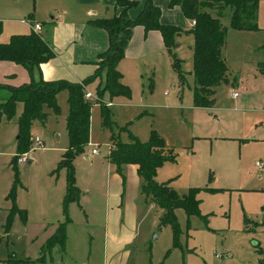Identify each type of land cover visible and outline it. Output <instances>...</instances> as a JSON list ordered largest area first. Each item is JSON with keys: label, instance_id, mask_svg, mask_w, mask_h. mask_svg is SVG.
I'll list each match as a JSON object with an SVG mask.
<instances>
[{"label": "rangeland", "instance_id": "374dc122", "mask_svg": "<svg viewBox=\"0 0 264 264\" xmlns=\"http://www.w3.org/2000/svg\"><path fill=\"white\" fill-rule=\"evenodd\" d=\"M228 13L224 9L220 21L227 26L230 75L215 87L212 107L192 105L193 39L184 32L176 36L174 47L181 59L182 86H177L176 71L163 54L154 57L157 63L148 62L149 67L128 66L121 81L128 94L107 97L109 105L102 99L109 109L107 123L100 117L99 103L91 104L88 143L70 159L76 197L67 201L65 212L61 202L67 169L58 165L66 145L65 90L56 95L59 112H49L43 123L30 125V135L37 134L41 143L36 146L28 138L29 162H16V167L10 163L17 130L11 120L16 121L20 104H15L10 121L0 120V264H109L102 223L117 212L133 230L124 246L130 252L127 264H260L264 171L254 163H264V0H258L256 7L261 28L249 35L231 33ZM6 24L0 19L2 41L8 39ZM8 26L28 31V24L21 22ZM4 73L0 66V77ZM235 75L241 77L242 86L230 83ZM95 86L90 82L86 90L94 95ZM231 89H237L239 96H233ZM150 129L163 139L169 154L156 167L154 180L179 194L197 188L193 212L180 206L173 209L175 227L161 220L160 207L144 200L139 175L137 180L126 167L122 178L107 162L111 133L123 141L130 135L145 140ZM93 146L97 152L90 155ZM11 187L16 206L25 210L24 219L15 211L7 220L10 201L5 195ZM59 222L64 223L63 243L40 252Z\"/></svg>", "mask_w": 264, "mask_h": 264}, {"label": "trees", "instance_id": "16d2710c", "mask_svg": "<svg viewBox=\"0 0 264 264\" xmlns=\"http://www.w3.org/2000/svg\"><path fill=\"white\" fill-rule=\"evenodd\" d=\"M258 0H168V5H178L185 18L193 19L188 28H181L172 23L159 20V7L152 0H143L135 16L127 14L129 7L138 4V0H112L113 5L120 7L110 16H99L87 19V23L102 27L107 33V44L97 54L93 71L78 81L64 78L44 79L39 71V63L53 55L46 39L38 31L30 28L26 32L11 33L6 41H0V59L11 60L21 64L28 72V80L17 85L0 82V118L12 117L15 104L22 106L16 119L15 153L10 163L16 167V155L27 149L30 136V125L33 120L43 122L47 110L59 112L56 93L66 91L67 111L65 115L66 145L58 160V165L66 166L67 177L65 192L62 197V210L65 212L67 201L76 197V188L72 184L70 159L88 143L89 109L93 102L99 103V113L103 123H107L109 109L101 96L128 94V88L120 81L121 73L116 68L117 61L123 56L130 38L132 28L141 25L146 31L157 29L163 45L176 71L178 82L184 81L180 69L181 59L175 55V37L180 32L192 35L191 74L192 105L210 107L214 101L215 86L226 81L227 63L221 54L227 26L220 21L224 9L229 12L228 27L234 29H257L255 14ZM214 10V13L211 12ZM96 79L94 95H84L85 85ZM123 141L117 134L111 133V144L107 159L113 169L121 175L122 166L136 164V172L141 179L140 190L148 202L162 209V221H168L175 227L173 209L183 207L188 212L196 209V187H188L177 193L163 182L153 178L155 169L169 157L164 152L163 139L150 129L147 139L140 140L130 135ZM10 206L7 215L9 220L15 211L25 218V210L16 206L13 187L5 195ZM64 223L59 222L40 246V252L54 243H63ZM264 264V256L259 259Z\"/></svg>", "mask_w": 264, "mask_h": 264}, {"label": "crops", "instance_id": "0c3cea01", "mask_svg": "<svg viewBox=\"0 0 264 264\" xmlns=\"http://www.w3.org/2000/svg\"><path fill=\"white\" fill-rule=\"evenodd\" d=\"M142 1L143 0H138L137 5L129 7L127 9V14L131 17L135 16L142 5ZM152 2L159 7V20L161 22L172 23L185 29L190 27V19L185 18L182 15L178 5L169 6L167 3L168 0H152ZM119 8L120 7L113 5L112 0H0V19H2L4 23H7L5 26L6 30H9L7 36L11 33L26 32L15 31L13 30V26L7 27L8 22H21L23 24H28V30L31 28L29 26V21L38 22L40 24L38 32L44 39L47 40L53 51L52 56L39 63V71L42 78H64L67 80L78 81L93 71L96 66L95 61L97 60V54L103 50L107 44V33L105 29L87 23V19L99 16H110L114 12L118 11ZM255 22L257 24L256 18ZM257 26V29L231 28L233 29V32L231 33L234 36L242 37L261 28L258 24ZM178 34L176 35L177 37ZM177 37H175V39ZM177 44L178 42L175 43V47ZM225 46L226 38L224 39V43L221 48V54L227 63V81L230 71L229 63L226 57L227 55L225 54ZM163 54L165 55V58L167 56L168 63L171 65L170 57L163 45L160 32L157 29H148L145 31L141 25H135L132 28L123 56L117 61L116 66L121 73L120 81H123L122 76L128 69L129 65H131L133 69H140L145 64L149 67L148 62L153 61V64L157 63L158 60L154 59V57H158V55ZM149 56L151 59L146 61ZM246 61L247 66H252L250 64V60ZM0 66L6 71V73L3 74V77H0V82L17 85L20 84L18 83V80L22 83L26 82L29 78L27 70L19 63H15L11 60L0 59ZM91 82L97 83V80L94 79ZM230 83L242 86V79L240 76L235 75L231 77ZM87 84L85 85V89ZM177 84L178 87L182 86L184 81L182 84L179 82H177ZM237 89H231L232 95L233 91L236 92V95L233 96H239ZM215 91L216 88L214 93ZM101 99H105L107 105L111 102V99L107 98L106 93L102 95ZM17 103L20 104V112L22 104L20 101H17L16 104ZM212 106L213 103L210 107ZM49 112L51 111L47 110L46 116ZM214 117H216V115H214ZM11 118L5 119L2 116L0 120L10 121ZM33 121L43 123L37 120ZM11 122L16 124V121L11 120ZM15 138L16 135L14 137V141ZM166 151L167 148L164 145V152ZM95 153L96 152L90 153V155ZM27 162L29 161L27 160ZM107 162L109 163L108 159ZM109 165L113 169L110 163ZM126 167L136 174L138 180L136 164H125L122 166V170L125 171ZM143 198L145 201L147 200L144 195ZM117 214V216H106L104 219L102 223V241L105 245V256L111 260V263L109 264H127L126 262L129 258L130 252L129 249L124 246L132 239L133 230L132 227H129V222L126 223V221L121 220L118 212Z\"/></svg>", "mask_w": 264, "mask_h": 264}, {"label": "built area", "instance_id": "2783aa9c", "mask_svg": "<svg viewBox=\"0 0 264 264\" xmlns=\"http://www.w3.org/2000/svg\"><path fill=\"white\" fill-rule=\"evenodd\" d=\"M192 23H193V19L190 20V24H192ZM29 26L35 31H38V29L40 28V24L38 22H35V21H33V22L29 21ZM232 93H233V95H236L235 91H233ZM84 95L87 96V97L93 96V94H91L90 91H88V90H85ZM29 138H30V140H32L35 143L36 146L40 145L41 141H40V138H39V136L37 134H32V135L29 136ZM28 150L29 149L24 150L21 153H18L16 155V160L15 161L17 163L26 162L28 160V158H29ZM93 152H97V149L94 146L90 148V153H93ZM254 164L256 165V167L258 168L259 171H264V163L263 162L255 161Z\"/></svg>", "mask_w": 264, "mask_h": 264}]
</instances>
